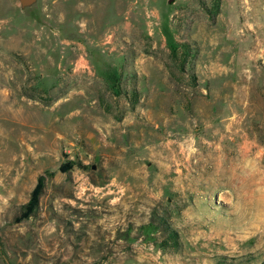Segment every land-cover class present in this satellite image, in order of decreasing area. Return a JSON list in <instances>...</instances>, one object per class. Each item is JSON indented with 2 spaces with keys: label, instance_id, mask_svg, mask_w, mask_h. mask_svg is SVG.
I'll return each instance as SVG.
<instances>
[{
  "label": "rangeland",
  "instance_id": "374dc122",
  "mask_svg": "<svg viewBox=\"0 0 264 264\" xmlns=\"http://www.w3.org/2000/svg\"><path fill=\"white\" fill-rule=\"evenodd\" d=\"M0 264H264V0H0Z\"/></svg>",
  "mask_w": 264,
  "mask_h": 264
},
{
  "label": "trees",
  "instance_id": "16d2710c",
  "mask_svg": "<svg viewBox=\"0 0 264 264\" xmlns=\"http://www.w3.org/2000/svg\"><path fill=\"white\" fill-rule=\"evenodd\" d=\"M218 10H219L218 1H216L215 4L212 6V13L216 14ZM190 51H191L190 46L187 43L177 44L170 49V58L174 63L177 64L178 70L181 72L185 71V65L190 55ZM192 80L195 81V77H193ZM137 103H138V96H137V92L134 90L132 94V101L130 103L131 107H134ZM70 165L71 164L69 163L66 167ZM42 187H43V179L40 178L37 182L35 189L32 192V197L30 201L24 206L25 216H28V214H30V212H32L33 209L37 207L38 194L40 193ZM149 226L153 227L155 231H157V233H160L162 235L160 248L171 251H177L179 249L180 247L179 235L177 231L170 226L167 219L157 215H153Z\"/></svg>",
  "mask_w": 264,
  "mask_h": 264
},
{
  "label": "water",
  "instance_id": "95a60500",
  "mask_svg": "<svg viewBox=\"0 0 264 264\" xmlns=\"http://www.w3.org/2000/svg\"><path fill=\"white\" fill-rule=\"evenodd\" d=\"M22 10L32 7L36 4L37 0H18Z\"/></svg>",
  "mask_w": 264,
  "mask_h": 264
}]
</instances>
